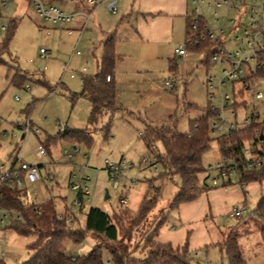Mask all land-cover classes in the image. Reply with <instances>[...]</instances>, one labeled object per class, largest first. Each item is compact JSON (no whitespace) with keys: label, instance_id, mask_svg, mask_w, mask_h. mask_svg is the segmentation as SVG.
Returning a JSON list of instances; mask_svg holds the SVG:
<instances>
[{"label":"rangeland","instance_id":"374dc122","mask_svg":"<svg viewBox=\"0 0 264 264\" xmlns=\"http://www.w3.org/2000/svg\"><path fill=\"white\" fill-rule=\"evenodd\" d=\"M93 1L45 0L66 12L79 13L72 21L51 23L40 17L28 0H7L5 5L0 0V45L6 26L12 19L16 21L3 53L4 62L0 64V167L6 170L13 165L17 169L21 162L39 165L40 179L18 187L20 197L33 204L52 202L71 228L84 226L90 206L109 214L126 208L133 215L143 198L153 194V186H159L156 206L133 233L129 248L149 233L163 215L165 220L158 233L165 229L179 246L186 243L190 264H227L221 241L228 236L237 237L247 264H264V241L259 232L262 224L253 212L264 194V180L240 186L232 170L230 181L224 184L228 178L218 175L216 166L221 155L214 139L202 154V164L207 170L198 175L197 186L203 191L188 206L181 207L180 203L169 207L178 190L179 176H159L163 168L154 164V157L163 152L162 142L158 140L149 149L140 136L145 123L168 126L170 133H186L191 120L206 115L211 105L220 106L219 92L231 95L229 86L220 89L207 86L209 76L214 77L215 84L222 75V65L211 56L245 47L247 36L243 31L251 18L260 19L264 0H227L230 6L222 4L224 0H188L191 19L202 18L212 39L223 41L213 52L188 46L184 17L174 18L172 25L163 27L165 39L141 40L135 36L136 20L132 16L137 0H116L115 12L108 8L114 0ZM126 12L131 13L128 28L114 34L120 56L115 62L114 79L121 109L102 114L93 127H88L86 133L92 132L89 143L65 139L58 134L57 125L81 129L88 124L91 105L80 95L81 79L97 73L103 41L116 24L126 23L121 18ZM203 33L194 28L189 34L193 35L191 41L204 43L203 36H199ZM179 44L186 49L182 57L173 53ZM167 80H172L171 89L164 86ZM237 99L246 102V106L235 109L238 123L256 109L254 106L264 107L251 103L245 92ZM230 111H224L227 120L231 119ZM225 131L226 127L212 136ZM49 137L56 139L45 148L44 155L38 156L36 147ZM74 148L77 151L70 159L65 152ZM106 161L119 167L118 187L110 178ZM80 176L90 190L81 208L74 203L77 190L72 188ZM213 177L217 180L214 186ZM226 186L231 189L230 195L241 194L243 199L237 201L224 194ZM211 189L215 190L206 195ZM124 198L126 203L121 202ZM233 206L245 208L240 217L231 212ZM9 224V218L0 224V258L7 264L21 263L32 254L28 245L36 236L18 234ZM96 242V237L86 232L79 242L67 237L62 248L71 255L86 254ZM103 253L105 258L109 257L106 251ZM133 254L144 257L141 244Z\"/></svg>","mask_w":264,"mask_h":264},{"label":"trees","instance_id":"16d2710c","mask_svg":"<svg viewBox=\"0 0 264 264\" xmlns=\"http://www.w3.org/2000/svg\"><path fill=\"white\" fill-rule=\"evenodd\" d=\"M193 25L197 33L199 30L204 32L199 34L205 39L204 43L199 40L193 42L189 38ZM15 26L14 19L6 26L7 32L0 45V64L4 62L3 53L13 36ZM205 27V21L202 18L192 20L188 16L185 31L187 44L192 48L213 52L214 47L221 46L223 41L220 38L212 39L209 30ZM107 35L103 41L97 73L81 79L80 95L86 97L91 105L88 124L81 129H69L66 126L63 132L58 133L70 141L89 143L92 132L86 133L88 127H93L102 114L114 113L121 109L116 100L114 79V66L117 58L114 48V31ZM233 106L237 105L233 104ZM215 116L216 110L208 107L206 115L190 121V127L186 133H170L168 126H154L145 123L140 133L145 145L152 149L158 140L163 145V152L157 153L154 157V164L159 163L163 168L159 176L177 175L180 179L178 190L168 203L169 207L192 201L203 191L197 186L198 175L207 170L202 164V154L208 150L214 139L219 145L221 161L230 162L228 168L236 172L240 186L249 181L262 182L264 180L263 169L244 167L241 153L243 142L247 140L259 142L264 147V118L261 121H253L249 126L221 133L214 138L209 118ZM55 139L56 137H49L40 143L47 149ZM227 182L229 181L224 183L227 184ZM152 189L153 194L149 198H143L133 215L126 208L109 214L101 208L90 206L85 214L84 226L71 228L67 225L66 218L55 211L52 202L27 203L20 197L18 186L12 183H1L0 208L10 214L9 228L18 234H35L36 236L35 240L28 245L32 254L27 260L16 264H190L186 243L174 247L169 242L162 243L154 240L159 226L165 220L163 215L159 217L149 233H145L138 243L129 248L133 233L147 220L158 201L160 187L153 186ZM76 197L81 199L80 192H77ZM82 206L83 203L79 207ZM253 212L262 224L259 232L264 241V194L261 195ZM86 232H91L97 239L96 244L86 254L71 255L63 250V241L67 237L74 242H79ZM221 243L226 252L227 264H247L236 236H228ZM140 244L144 252L143 258H138L133 254L134 249ZM104 251L108 253V258L104 257ZM0 264L7 263L0 258Z\"/></svg>","mask_w":264,"mask_h":264},{"label":"built area","instance_id":"2783aa9c","mask_svg":"<svg viewBox=\"0 0 264 264\" xmlns=\"http://www.w3.org/2000/svg\"><path fill=\"white\" fill-rule=\"evenodd\" d=\"M7 0H2V4L5 5ZM31 3L37 14L43 19L50 21L51 23L58 22H69L74 20L75 16L79 13L76 12H66L59 8L56 5L46 3L45 0H28ZM90 3H93V0H87ZM222 4L230 6L227 4V0H224ZM10 5H7L9 8ZM263 13L260 19L255 20L251 18L248 25L245 27L243 33L247 36V40L244 48H238L234 51L225 52L220 51L219 54H213L211 59L222 65V75L221 77L213 84V76L207 78V86L209 88H218L221 87H230L231 95L229 93L219 92L220 106L216 107L211 105L210 107L213 110H216V120L210 122L211 133L215 131H223L226 127L225 132H229L236 128H242L249 126L253 121H261L264 118V107L258 109V106H254L256 109L250 112L249 115L245 116L243 120L238 123L235 120L236 113L235 109L239 106H246L244 100H238L237 98L242 96L243 93L247 95L251 103H260L264 105V1L261 4ZM110 11H116V0L108 4ZM196 27L192 26V31ZM70 33V30L68 31ZM196 34V33H195ZM212 36V33H210ZM191 35L189 38H191ZM41 52H44L43 48H40ZM79 53V52H77ZM174 53L180 57L186 55L185 45L179 44L175 47ZM82 71H85V68H82ZM75 75L72 73L71 77ZM165 88H172V80H167L164 82ZM262 86V87H261ZM18 97V96H16ZM213 98V94L210 95V99ZM233 104L237 106L234 107ZM230 109V120L224 116V111ZM65 124L57 125L58 132H63L65 129ZM224 133V132H223ZM77 151V148H74L73 151H66L68 158H72L74 152ZM36 153L38 156L44 155L46 150L44 146L40 143L36 147ZM241 153L243 155V163L246 169H263L264 170V147L259 142H254L253 140H247L243 142L241 148ZM122 164H126L124 161H121ZM228 161H221L217 164L216 169L218 170V175L223 178H228L229 172L232 171L229 166ZM155 166V165H154ZM106 167L109 171L110 178L114 181V186L118 187V178H119V167L115 164H109L106 161ZM72 177H76L75 173H72ZM40 179V170L37 165L28 164L21 162L17 169L13 165L8 169L4 170L0 167V184L1 183H12L18 187H22L25 182L33 183ZM213 186L217 184L216 178L212 179ZM72 188L76 189L77 192H80L81 199H75L74 203L80 206L84 204V197L90 195V190L87 188L84 183V177H78L75 182L72 183ZM122 203H126V198L121 199ZM245 211L244 207L233 206L231 212L240 217ZM9 212L0 208V224L9 217Z\"/></svg>","mask_w":264,"mask_h":264},{"label":"crops","instance_id":"0c3cea01","mask_svg":"<svg viewBox=\"0 0 264 264\" xmlns=\"http://www.w3.org/2000/svg\"><path fill=\"white\" fill-rule=\"evenodd\" d=\"M117 4V1H116ZM134 8L132 10V16L135 17L136 20V26L134 29L135 36L139 37L141 40H160L162 37L165 39L166 35L164 34L162 36V29L164 26L172 25L174 18H182L185 19L189 16L188 14V0H137V2H134ZM130 14L129 12L123 13V16H121L122 19L126 20V23H120L116 24V28L114 27L112 30H109L108 32L114 31V34L118 31L123 30L127 24L130 21ZM128 28V27H126ZM125 28V29H126ZM108 34V33H107ZM158 40V41H159ZM115 46V52L117 54L116 61L120 58L119 53L116 51V44ZM175 49V47H174ZM173 49V53H174ZM30 164V163H29ZM39 167V165H37ZM230 181V177L228 178ZM225 184V183H224ZM215 190H207L206 195L208 192ZM224 194H229L231 189H228V187H224ZM233 190V189H232ZM230 198H234L237 201L243 199V195L241 194H233L230 195ZM193 201V200H192ZM192 201L181 203V207L188 206L192 203ZM168 231L165 229H162L159 231V233L154 237V240L167 243L169 242L172 244V246H179L176 242L173 241V239L168 235ZM227 238V237H226ZM225 238V239H226ZM223 239V240H225ZM222 240V241H223ZM221 241V242H222Z\"/></svg>","mask_w":264,"mask_h":264},{"label":"water","instance_id":"95a60500","mask_svg":"<svg viewBox=\"0 0 264 264\" xmlns=\"http://www.w3.org/2000/svg\"><path fill=\"white\" fill-rule=\"evenodd\" d=\"M261 138H262V135H261ZM106 196H107V194H106Z\"/></svg>","mask_w":264,"mask_h":264}]
</instances>
